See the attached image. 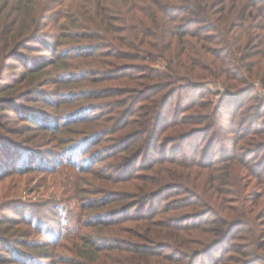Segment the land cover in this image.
Segmentation results:
<instances>
[{"label":"trees","instance_id":"trees-1","mask_svg":"<svg viewBox=\"0 0 264 264\" xmlns=\"http://www.w3.org/2000/svg\"><path fill=\"white\" fill-rule=\"evenodd\" d=\"M17 1L19 4L13 9L16 13L11 14L15 15V20H11V24L6 26H2L0 20V93L11 90V86L2 83L5 81L2 73L7 68L5 63L18 54L20 56V52L28 49L39 37L42 28L51 21L49 8L52 3H59L61 0H52L48 9L43 8L40 15L33 16L34 25L23 26L22 29L21 24L25 25L29 19L27 12L32 8L33 1ZM88 3L92 8L85 11V29L93 31L91 36H87L85 59L90 60L85 62L83 74L63 79L59 77L57 83L69 85L85 81V91L81 95L85 101L93 102L85 106V112L77 120H70L58 128L54 126L50 131L57 135L62 127L70 131L69 126L77 123H85V126L91 128L86 129L85 138L82 140L60 138L58 141L54 138L53 142H58L62 153L53 152L52 161H56L51 169L57 170L58 166L60 168L67 165L73 167L70 169L91 174L97 164L104 162L110 165L109 171L105 174L96 172L94 178L123 186H119L120 189L117 190L99 188L98 193L102 195L100 198L85 200V219L80 221L82 227H101L110 234L103 235L104 237H94L92 233L88 236L77 235L76 239L88 248L85 258L89 264H198L211 251L222 250L229 242V251L228 248L224 250L229 255L224 253L227 257H222L220 263L241 264V250L237 248L236 238L232 240L234 236L230 231L222 230L231 227V224L228 221L223 222L217 215L214 218L215 208L205 205L201 194L195 190L198 184L194 185L192 193H185L177 202L168 203L148 215L146 210L167 191H188L189 182L185 180L193 177L188 171L209 172V181H212L219 165L247 157L242 153L240 155L241 150L236 145L234 154L230 156L226 155L229 153L226 149L217 154L216 137L215 140L212 138L208 146H203L202 150L197 149L192 154L179 148L189 137L204 134L205 130L209 134L215 128L225 129L221 121L214 117L217 112H203L208 108L204 103L197 105L194 102L185 110L176 112L173 119L168 118L166 122L164 116L170 101L177 93L205 81L207 76L224 77L226 95L234 94L230 89L234 82L229 81L238 75H234L231 69L227 70L223 65L225 62L220 68H216L213 61L208 64L203 62L202 56H231V62L238 63L243 61L241 56H264V0H89ZM4 9L5 7L0 9V18ZM251 16L253 17L250 18ZM254 30L258 32L253 33ZM257 40L258 45H252ZM247 50L251 52L246 53ZM184 56H187L188 61H184ZM158 58L166 62L163 70L150 66ZM260 58L247 68L249 76L243 75V86L238 88L241 93L254 89L249 84L255 80L264 87V72L258 69H262ZM120 61L134 62H130L131 66L121 64ZM134 63L142 64L133 66ZM253 68H257V71ZM130 70L134 72L127 74ZM164 92V96H159ZM73 95L65 92L50 94L43 97V100L45 106L61 107L68 104V98ZM226 95L222 97L225 98ZM8 104L9 102L0 104V111H5ZM187 112L191 114H185ZM49 118V123L54 122L52 119L59 122L64 119L57 112ZM100 121L102 129L97 132L92 130L94 128L91 125L98 126ZM163 124H166V134L161 141L159 133ZM254 124L257 128L255 131L250 130L249 134L263 136L264 121L261 124L259 118L255 117L252 119V125ZM183 127L187 129L184 128L186 130L176 134L174 129ZM239 138L240 141L245 139V136H241V130ZM231 140L232 138L227 140L230 145ZM1 142V146L6 144L4 139ZM79 142L82 145L84 142L88 148H94L101 143L107 145L94 153L81 167L72 163ZM259 142L258 147L263 152L264 140ZM177 143L179 147H175ZM88 148L85 155L90 153ZM111 170L114 171L113 174H110ZM257 173L259 181L264 183V171L259 170ZM224 177L227 179L228 175ZM195 178L198 181L202 174L195 175ZM127 185L131 186L126 187ZM86 193L93 194L90 190H85ZM78 194L76 189L75 200L79 198ZM59 204V208H68L63 201H59ZM77 204L82 207V203ZM108 206L112 208L106 213L87 215L92 207ZM188 208L192 212H183ZM209 208L207 215L213 218L204 223L199 216ZM4 222L1 225L6 227L15 221L9 218ZM65 223L63 221L58 225L61 233L59 240L63 238ZM129 223L134 226L128 227ZM10 231L0 233L1 243H11L6 241ZM253 235L255 237L259 234L255 230ZM40 245L50 247L48 244ZM231 253L235 256H231ZM1 256L2 251L0 264H5Z\"/></svg>","mask_w":264,"mask_h":264},{"label":"rangeland","instance_id":"rangeland-1","mask_svg":"<svg viewBox=\"0 0 264 264\" xmlns=\"http://www.w3.org/2000/svg\"><path fill=\"white\" fill-rule=\"evenodd\" d=\"M32 1V8L27 12L29 19L25 20V25L21 24V29L23 26L34 25L33 16L40 15L41 10L46 7L48 9L49 3H52V0ZM88 1L61 0V4L59 1V3H52L49 8L52 14L51 21L49 20V23L42 28L39 37L30 44L28 49L22 50L20 56L18 54L14 59L5 63L7 68L2 73L5 79L2 83L11 86V90L7 93H0V104L9 102L7 109L0 111V139H4L6 142L1 146L0 140V233L5 230H14L10 231V236H6V241H11V243H1L0 241L1 258L4 259L5 264H26V262L28 264H89L85 258L88 248L83 246L82 241L77 240L76 236L79 234L88 236L91 233L94 237L110 235L107 230L101 227H82L80 222L85 219V200L102 196L98 193L99 188L100 190H117L120 189L119 186H123L94 178L96 172L107 173L110 165L100 162L91 174L70 169L73 167L67 165H62L60 168L58 166L57 170L51 169L56 161V159L52 161L53 152L62 153L58 142H53L54 138L56 137L58 141L60 138L82 140L85 138L86 129L91 128L88 125L85 126V123H77L69 126L70 131H66L68 129L62 127L57 135H53L50 131L55 128L54 126L58 128L70 120H77L78 116L85 112V106L93 102L85 101L81 95L85 91V81L69 85L57 83L59 77L63 79L83 74L86 68L85 62L90 60L85 59L87 36H91L93 31L85 29V11L92 8ZM18 4L17 0H0V9L5 7L0 18L2 26L11 24V20H15V15L11 16V14L16 13L13 9ZM253 15L255 16V13ZM23 16L25 18V13ZM255 32L258 31L254 30L253 33ZM243 39L241 38V40ZM258 40L252 45L257 46ZM245 43L246 41L243 42V44ZM250 52V50L246 51V53ZM239 57L236 56V58ZM244 57L241 56L243 61L238 63L231 62V56H202L203 62L208 64L213 61L216 68H220L225 62L224 67L227 70H233L234 75H238L237 78L229 81L234 82V85L230 87L234 94L226 95L224 77L207 76L208 79L205 81L195 83V86L177 93L166 109L164 120L165 122L168 118L172 120L176 112L185 110L194 102H197V105L204 103L208 108L203 112L205 114L217 112L214 117L221 121L225 129L215 128L209 134L205 130L206 133L189 137L187 142L181 143L180 147L177 143L175 147L183 148L186 153L192 154L197 149L202 150L203 146H208L212 138L215 140L216 137L217 154H221V150L226 149L229 152L226 155L230 156V154H234L236 145L241 150L240 155L242 153L247 157L233 159L219 165L218 171L214 172L215 176L212 181H209L211 177L209 172L188 171L189 175L193 174L192 179L185 180L189 182V190L183 193L167 191L150 204L146 214H151L168 203L177 202L185 193H192L195 189L194 185L198 184V188L195 190L201 194L205 205H209L211 209L215 208L214 218L217 215L223 222L228 221L231 224V227L222 230L223 232L230 231L229 233L234 236L232 240L236 238L237 248L241 250V264H264V183H261L257 177V171H264V151L261 152L258 147L259 141L264 140V135L255 137L249 134L250 130L255 131L257 128L255 124L252 125V119L259 118L261 124L264 121V87L255 80L249 84L254 89H247L244 93L238 91V88L243 86L241 84L243 75L249 76L247 68L260 57L262 69H258L260 72H264V56ZM183 58L184 61H188L187 56ZM158 59L150 66L156 70H163L166 67V62L163 59ZM130 62L134 61H120L119 63L132 66ZM135 64L140 63H134L133 66H137ZM125 66L124 68H126ZM254 70L257 71V68ZM133 72L130 70L127 71V74ZM63 92L74 94L70 99L68 98V104L61 107L45 106L43 97ZM239 92L240 94H237ZM164 95L165 92L159 96ZM224 95H226L225 98L222 97ZM54 112L64 117L62 122L52 119L54 122L49 123L51 120L49 116L53 117ZM248 115L250 116L248 117ZM247 117L248 120H245ZM101 123L102 121L98 122V126L91 125L94 128L92 130L97 132L102 129ZM165 126L166 124H163L159 133L161 141L166 134ZM184 128L187 129V127H183L174 129V131L176 134H180L186 130ZM240 130L241 136H245L242 141L239 138ZM230 138H232L230 141L232 145L227 142ZM83 144H80L81 146L76 144L78 147L72 162L76 166H84L85 161H88L94 153L107 145V143H101L94 148H88L84 142ZM158 146L160 147V144ZM87 148L90 153L85 155ZM220 169L222 170L220 171ZM78 172L80 173L78 174ZM113 173L114 171L111 170L110 174ZM201 174L202 178L196 181L195 175ZM226 175H228L227 179L224 177ZM76 176H78L77 180ZM210 183L212 184L210 185ZM128 186L131 185L126 187ZM210 186H213L214 189ZM76 189L79 193L77 200L74 195ZM85 190H90V193L93 192V194H85ZM59 201H63L68 208L65 206L59 208V205L61 206ZM77 202L82 203V207ZM110 208L112 206L92 207L87 211V215L103 214ZM209 210L210 208L206 209L199 216L204 223L207 222V219L213 218L207 215ZM183 212H192V209L188 208ZM9 218L14 219L16 223L13 222L6 227L2 226L1 224ZM63 221L66 222L64 224V239L59 240L61 238L59 224ZM129 226H134V224L129 223ZM255 230L259 235L254 237ZM13 233L15 236H11ZM51 242L54 243L51 244ZM40 244H48L50 247H42ZM229 246L228 242L222 250L211 251L198 264H223L220 263V260L226 256L224 253L229 255ZM227 248L228 251H224ZM252 254L255 257L251 256ZM232 255L234 253H231ZM235 258L237 259V257Z\"/></svg>","mask_w":264,"mask_h":264}]
</instances>
